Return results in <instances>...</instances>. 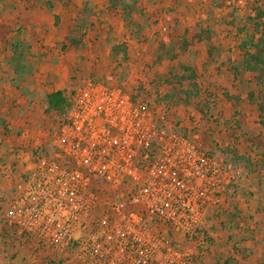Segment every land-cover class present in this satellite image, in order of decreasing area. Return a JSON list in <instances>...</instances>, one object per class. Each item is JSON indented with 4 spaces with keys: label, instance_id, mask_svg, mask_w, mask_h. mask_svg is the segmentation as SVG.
<instances>
[{
    "label": "built area",
    "instance_id": "1",
    "mask_svg": "<svg viewBox=\"0 0 264 264\" xmlns=\"http://www.w3.org/2000/svg\"><path fill=\"white\" fill-rule=\"evenodd\" d=\"M71 103L64 118L52 112L54 152L32 154L14 179L6 225L79 264H203L205 217L232 186L231 165L181 131L170 100L134 101L123 84L88 77Z\"/></svg>",
    "mask_w": 264,
    "mask_h": 264
},
{
    "label": "crops",
    "instance_id": "2",
    "mask_svg": "<svg viewBox=\"0 0 264 264\" xmlns=\"http://www.w3.org/2000/svg\"><path fill=\"white\" fill-rule=\"evenodd\" d=\"M70 1V5H65L59 0H0V264H79L73 255L59 257L50 249L37 250L33 239L7 226L2 218L5 200L14 191L13 182L3 175L5 168L15 169L18 175L32 170L33 147L28 144L39 139L37 145L44 148L50 141L45 132L41 134L48 122L53 120L52 125H56L55 116L47 111V96L69 90L72 80L69 68L81 66L85 75L95 69L107 79L108 67L116 61L125 66L132 83H152L182 72L181 67L186 63L183 57L199 46L205 49L203 65H213L219 58L216 61L214 55L209 59L208 41L197 42L186 52L180 50L177 41L183 39L187 30L191 33L201 26L206 28L210 22L215 31L211 42L217 52L224 51L223 46L214 42L220 27L213 20L216 13L228 15L232 9L231 0H226L223 8L209 7V0H137L134 19L141 25L137 29L127 26L120 15L108 11L106 0ZM48 2L53 4L52 8ZM249 4L253 1L245 0L244 6ZM245 10L246 15H254L251 8ZM194 11L198 12L199 19H190ZM55 16L59 17L58 24ZM143 16H150L148 18L154 21L159 16L160 19L155 26H148ZM209 18L212 20L208 21ZM190 20L202 23L197 26ZM75 23L84 26L82 49L72 48L67 42L69 29ZM239 44L240 40L234 42L233 52H236L225 58L228 70H222L229 80H240L257 94L251 73L235 76L231 70V65H237L242 58ZM117 45L125 46L126 58L122 53L113 57L112 49ZM47 49L51 52H46ZM194 71L197 77L198 71ZM217 78L224 79L219 75ZM229 95L237 96L240 101L219 97L215 112L217 134H226L221 130L224 119H236L237 111H242L239 116L243 118V125L241 122L238 130L228 134L227 140H221L225 142L223 148H235L240 155L250 157L251 162L258 157L261 164L253 165L251 170L239 166L219 206L208 210L203 228L209 231L213 244L208 245L200 257L204 264H212L209 260H213V264H224L228 257L238 264H264V123L260 124L257 103H248V92L242 95L234 91ZM38 121L44 122L41 130L37 129ZM29 127L33 129L28 130ZM258 136H262L263 145L257 150L251 140ZM215 156L225 160L223 153Z\"/></svg>",
    "mask_w": 264,
    "mask_h": 264
},
{
    "label": "rangeland",
    "instance_id": "3",
    "mask_svg": "<svg viewBox=\"0 0 264 264\" xmlns=\"http://www.w3.org/2000/svg\"><path fill=\"white\" fill-rule=\"evenodd\" d=\"M249 5H251V4H249ZM249 5L244 6V4L237 5L236 3L235 4L232 3V6H231L232 9H230L231 10L230 12H234V13H232L233 17H236L237 19H241L242 16L246 15L245 9L249 10L251 8V7H248ZM189 6H186V8H188ZM189 12H190V10H189ZM196 12L197 11H194L195 14L194 13L190 14V19H195V18L199 19V17L196 16ZM229 14L228 15L222 14V12L216 13V18L218 19V21L221 22V26L219 29L220 32L217 33L216 37H214V42L217 45L224 47L223 48L224 51L216 52V54H215L216 61L219 58L218 62H216L213 65H212V63L207 64L208 66L206 64L203 65V53L202 52L205 49L200 48V46L195 48V49H191L189 51L190 53L188 55H186L185 57H183L184 62H186L184 64H187V65L193 67L196 71H198L195 82H196L198 90H199V98L196 99L195 101H193L189 105H185V104L180 103L178 101L172 102L170 104V107L168 108L171 110L170 112L172 113V118L175 121H177L178 124H182L181 131L184 134L191 135V136L195 133H198L199 134V140L201 141V143L205 144L206 146H209L211 149H213V154L222 153V150L225 149V148H223V146L225 145V142H223L221 140H227L230 137V135H228V134L232 130H238L241 122H242L241 125H243V118L239 116V114H241L242 111H239V112L237 111L235 113L236 119H228V117H225V119H224L225 121L223 123V127L221 128V130L225 131L226 134H224L223 136H221L222 135L221 133L217 134L218 132L216 131L217 128L215 127V125H216L215 123L218 119L215 117L216 116L215 112H216V109L218 108V105H219V97H221L222 99H224V97H225L227 99L225 94L226 93L231 94V92H234V91H237V92L239 91L240 94L244 95L248 92L249 89H251V87H249L246 83H243L240 80H239V82L237 79L229 80L228 75H226V72H225L228 70L227 69L228 62H226L225 58L228 57L229 53L235 54L236 51L233 52V49H236L234 42H238L240 40L239 36L236 35L235 28L226 25V22L232 19V16H229ZM191 16H193V17H191ZM228 16L230 17V19L228 18ZM143 17H144V21L148 24V26L149 25L155 26L156 25L155 22H158L160 19V16H159V19H157L156 21H154L155 19H153V18L152 19L148 18L150 16H143ZM162 19H164V18L162 17ZM238 21H240V20H238ZM190 22L192 24H197L196 20H190ZM201 23L202 22H199L197 24V26ZM182 25L180 24V26H182ZM202 47H204V45H202ZM47 51H49V53L51 52L50 49H47L46 52ZM219 53H221V54H219ZM222 54L225 56L223 58V61L221 60ZM225 63L227 64V66ZM71 68H69V73H70V75L72 74V80L70 82V86H69L70 88H69V90H67V95L70 97V99L72 98L73 93L76 91V89L80 86V83L82 82V80L84 78L92 77V75H85L84 70H83L84 68H82L81 66L74 67L72 69ZM222 69H226V70L223 71ZM181 71L182 72H180V73H176V75H181L184 73V70L182 67H181ZM108 73H109V76L113 75L114 78H112L111 80H108V79H106V76H105V78H104L105 82H109V83L115 84V85H122L123 84L125 86V88L133 94V96L135 94H137V100L136 101H149V102L153 103V105L154 104L160 105L163 101H165V100L167 101V99H165L164 96L167 94L170 87L166 83L163 82L164 78L156 79L155 80L156 83H155V81L152 83L151 82H145L144 84L139 83V82L132 83L131 81L128 80L129 74L126 71L125 66L120 65V63H118L116 61L108 67ZM217 75L221 76V78L223 76L224 79L222 81H219V78H217ZM132 80H134V79H132ZM102 81H104V80H102ZM153 83H155V84H153ZM188 85H189L188 81L183 80V86H185V88H188L189 87ZM248 103L250 104L252 102H248ZM248 103H246V104L249 105ZM253 103H255V102H253ZM220 108H221V111H223L222 106H220ZM38 123H39V125L37 124L38 125L37 129L41 130L42 125H44V122L38 121ZM54 123H55V121H53V120H52V122H48L47 129H44L41 132V134L45 132L48 135V137H46V138H48V140H50V141L48 143H46V146L44 148L46 150L50 151L51 154L54 152V148L51 144V138L56 131V125H52ZM260 124H261V122H260ZM30 125H32V122ZM33 125H35V124H33ZM48 126H49V128H48ZM252 126H254V122H253ZM30 129L32 130L33 128L29 127L28 130H30ZM219 135H220V137H219ZM38 140L39 139H34L32 142L29 141L30 143L28 144V146L33 147V151H35V146L37 145ZM220 145L222 146V148L218 147ZM37 150H39V149H37ZM260 164L261 163L259 161L257 163L255 161L256 167L260 166ZM6 170H8V167L6 168ZM14 171H15V169L13 170V172L11 171V173H14ZM11 173L9 175H7L8 173L3 174V175L8 177V179H10L13 182L14 188H15V180L14 179H16V178L18 179L21 176H24L25 174L18 175L16 173H14V175L16 176L14 178V177H11ZM234 175H235V173H234ZM202 232H204V234H206V236L208 238V245H212L213 243L211 242V237H209V234H208L209 231L207 229L203 228ZM220 246L222 247V245H220ZM203 249L204 248H200V251ZM66 260H67V258L64 260V262ZM209 262H212V264H213V260H211V261L209 260ZM208 264H210V263H208Z\"/></svg>",
    "mask_w": 264,
    "mask_h": 264
},
{
    "label": "trees",
    "instance_id": "4",
    "mask_svg": "<svg viewBox=\"0 0 264 264\" xmlns=\"http://www.w3.org/2000/svg\"><path fill=\"white\" fill-rule=\"evenodd\" d=\"M65 5H70V0H59ZM226 0H209V7L212 8H223L225 6ZM107 10L120 15L127 26L140 29L141 25L134 19V14L137 12V0L126 1V0H106ZM48 5L52 8L53 4L48 2ZM251 9L254 15H244L241 19L233 17L231 12L229 16L232 19L226 22V25L234 27L236 35L239 36L240 44L239 48L242 52V58L237 65H231V70L238 76L244 72H249L253 75V81L257 87V93L254 90L248 91V99L250 102H256L260 111L261 123H264V0H254L251 5ZM211 13V12H210ZM143 15L142 12H140ZM212 18V15H211ZM211 18L208 21L212 20ZM56 24H58L59 17L55 16ZM240 20V21H238ZM238 21V22H237ZM217 27L221 26V22L214 18L213 23ZM212 24L208 22L206 28L203 26L199 27L190 33L187 30V34L184 35L183 39L179 42V48L182 52H186L189 48L202 41H208L210 43L208 49L209 59L214 58L217 49L212 44V37L215 31L211 29ZM84 26L81 23L73 24L69 29V34L67 35V42L69 46L75 49H82L84 47ZM190 36H187L189 35ZM123 54V58H126V48L124 45L114 46L112 49L113 57H117ZM184 73L181 75L171 74L170 77L164 78L163 82L166 83L170 89L164 96L165 99L170 100V102H180L185 105L191 104L193 101L199 98V90L196 84V73L194 69L189 65H182ZM94 80L105 82V76L102 72H97V70H92L90 73ZM104 80V81H102ZM183 80H187L189 87L185 88L183 86ZM81 84V83H80ZM75 93V92H74ZM73 93V94H74ZM228 99L235 100L237 103L240 98L237 96H230L228 93L225 94ZM134 101L137 100V94L133 96ZM48 107L47 111L54 112L58 117H66L71 106V99L67 95V91H56L47 96ZM202 111V110H201ZM262 136L252 139V143L255 144L257 150L263 145ZM41 153L51 154L50 151L40 148L37 151H33L34 156H38ZM227 164L231 165L233 170H236L239 166L251 170L254 165L251 162V158L240 155L235 148L226 147L222 150ZM256 166V165H255ZM224 264H238L231 257L225 259Z\"/></svg>",
    "mask_w": 264,
    "mask_h": 264
}]
</instances>
